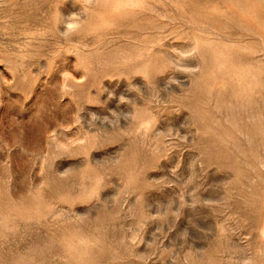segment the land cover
Here are the masks:
<instances>
[{
	"label": "rangeland",
	"instance_id": "1",
	"mask_svg": "<svg viewBox=\"0 0 264 264\" xmlns=\"http://www.w3.org/2000/svg\"><path fill=\"white\" fill-rule=\"evenodd\" d=\"M0 264H264V0H0Z\"/></svg>",
	"mask_w": 264,
	"mask_h": 264
},
{
	"label": "clouds",
	"instance_id": "2",
	"mask_svg": "<svg viewBox=\"0 0 264 264\" xmlns=\"http://www.w3.org/2000/svg\"><path fill=\"white\" fill-rule=\"evenodd\" d=\"M77 27H78V25H76V24L68 25L69 32L68 33H64V35H68L72 30L76 29Z\"/></svg>",
	"mask_w": 264,
	"mask_h": 264
}]
</instances>
